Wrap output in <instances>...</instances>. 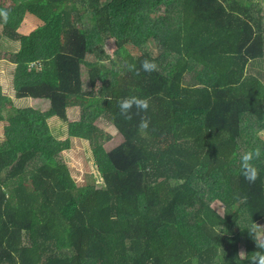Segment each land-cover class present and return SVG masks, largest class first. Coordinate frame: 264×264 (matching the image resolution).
Segmentation results:
<instances>
[{"label": "trees", "instance_id": "16d2710c", "mask_svg": "<svg viewBox=\"0 0 264 264\" xmlns=\"http://www.w3.org/2000/svg\"><path fill=\"white\" fill-rule=\"evenodd\" d=\"M9 1L0 0V26L18 44L15 97L48 100L50 108L16 109L0 94V122L23 119L6 125L0 142V264H248L240 249L258 251L248 230L264 224V156L254 161V183L239 163L243 151L264 149V23L252 17L254 7L40 0L36 9L34 0ZM160 4L168 13L153 27L134 22ZM29 8L45 24L21 35ZM98 39L113 41L120 69L99 65L110 57ZM145 59L158 70H127ZM97 82L101 111L87 114L90 123L70 122L67 109L89 102ZM130 96L150 98L149 108L136 115L134 107L125 120L117 101ZM142 117L150 121L146 135L138 130ZM50 118L88 142L97 183L72 179L59 159L68 140L44 142ZM97 119L122 138L111 150Z\"/></svg>", "mask_w": 264, "mask_h": 264}, {"label": "rangeland", "instance_id": "374dc122", "mask_svg": "<svg viewBox=\"0 0 264 264\" xmlns=\"http://www.w3.org/2000/svg\"><path fill=\"white\" fill-rule=\"evenodd\" d=\"M5 7L10 5L9 0H2ZM244 3L247 7H254L251 11V15L254 19L259 20L264 23V20L261 17H264V1L263 0H244ZM43 3L40 0H34V3L31 4V7L38 9ZM34 8L27 9L23 18L18 26L17 32L21 35H28L38 27H41L45 24V20L37 14ZM258 11H260L258 13ZM168 11L163 4H160L154 8H143L134 18V22L138 25L144 27H153L155 19L166 15ZM59 17H56L54 20V33L53 37L55 41L58 37V27H59ZM0 26V94L2 96L8 97L13 107L16 109L31 108L41 112L47 111L50 108L48 100L44 99H32V98H22L17 99L15 97L14 88L12 85V72L16 66L17 59V50L18 44L11 43L5 40L2 37ZM99 44H102L107 54H109L108 60H100L99 65H104L109 70L120 69V60L117 54L114 53L115 45L113 41L105 42L101 39H98ZM156 53L162 51V47L157 44L152 47ZM171 59L175 58V55L172 54L169 56ZM91 59V58H89ZM188 71L192 73L193 64L190 62L187 67ZM85 74V71H83ZM83 79H86V76H83ZM100 83L97 82L96 88L92 91V98L85 102L83 106L69 107L67 109V116L70 122L85 120L87 123L92 122L91 118L87 117V114L97 116L102 107L98 105L96 99L99 98L97 92ZM84 91H90L87 85H84ZM23 119L20 116H15L14 118H7L4 122H0V142L4 139V127L11 124H21ZM50 136L44 142H64L65 140L69 141V148L59 154V159L63 162L67 168L70 170L72 179L78 185H83L86 183L98 182V175L96 174L93 162L91 160L89 152V144L86 140L69 137L67 133V124L59 122L56 118H50L47 121ZM93 124L102 129L106 134L110 135V140L106 141L104 148L106 150H111L116 147L121 141L122 138L115 131V129L106 121L97 119L93 121ZM217 205H213L216 208ZM264 226V224L262 225ZM241 251L243 249H240ZM243 257V256H241Z\"/></svg>", "mask_w": 264, "mask_h": 264}, {"label": "clouds", "instance_id": "9594fccd", "mask_svg": "<svg viewBox=\"0 0 264 264\" xmlns=\"http://www.w3.org/2000/svg\"><path fill=\"white\" fill-rule=\"evenodd\" d=\"M126 67L128 71L134 72L137 75L141 70L148 73L158 70L157 65L148 59H145L141 63L139 69L135 64H128ZM149 101L150 98L142 99L137 96L122 98L117 101L119 113L125 120H132L133 108L135 107V109H137V112L135 113L136 115H139L140 112H146L149 108ZM149 125L150 121L147 118L142 117L138 125V130L141 134L146 135ZM258 134L264 136V131ZM262 156H264V149L260 146H256L255 148L243 151L239 154L241 174L250 183H254L258 178V169L256 168L254 161L261 159ZM248 233L253 238L258 251H255L250 255L241 251L239 256L248 257V264H264V226H259L254 223L249 228Z\"/></svg>", "mask_w": 264, "mask_h": 264}]
</instances>
